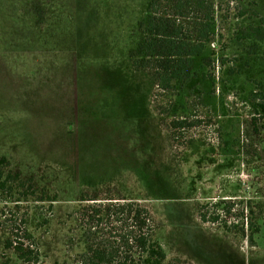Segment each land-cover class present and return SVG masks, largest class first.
Returning <instances> with one entry per match:
<instances>
[{"label":"rangeland","instance_id":"obj_1","mask_svg":"<svg viewBox=\"0 0 264 264\" xmlns=\"http://www.w3.org/2000/svg\"><path fill=\"white\" fill-rule=\"evenodd\" d=\"M198 1L0 0V264L138 261L112 199L149 211L165 264H264V0ZM149 14L205 46L192 88L134 67Z\"/></svg>","mask_w":264,"mask_h":264},{"label":"trees","instance_id":"obj_2","mask_svg":"<svg viewBox=\"0 0 264 264\" xmlns=\"http://www.w3.org/2000/svg\"><path fill=\"white\" fill-rule=\"evenodd\" d=\"M177 10L179 12L184 10L186 4H190L193 0H176ZM205 2L198 1L199 4ZM264 22V21H263ZM147 27L150 30V38H141L143 29ZM137 41L131 55L134 60V67L142 69L148 66H153L156 70V82L158 88L163 91H171L177 87H186L188 89L193 87L196 72L194 69V62L202 59L205 53V46L203 43L193 45L181 38V29L172 23L168 17H158L150 15L138 21L137 23ZM257 37L260 41L264 40V25L261 28L255 29ZM205 33V29L201 35ZM261 97V96H260ZM264 113V105H260ZM256 122V120H254ZM186 121H177L173 124L175 129L184 128ZM61 150V149H60ZM60 157L64 160V152ZM7 163V158L0 159V166ZM12 173L5 176L4 171L0 167V190H5L10 187L13 178ZM90 197H81L79 201H96L97 199H89ZM120 199H112L115 205L108 207L106 212H115L113 217L114 224L118 227L126 220L131 221V230L125 233L123 237L122 246L125 248V253H132L137 250L140 258L135 260H121L117 255L120 253V247L113 251L108 246H98L94 248L92 245L88 246L87 251L82 256L87 258L90 264H165L167 255L161 243L154 238V230L151 226V216L147 209L140 207L132 208L131 205H119ZM118 202V203H117ZM97 212V211H95ZM128 213V218L123 219L121 215ZM111 217V216H110ZM253 235L260 233V228L255 229ZM115 236V237H116ZM121 244V243H119ZM17 254L20 259L25 260V251L21 247H17Z\"/></svg>","mask_w":264,"mask_h":264}]
</instances>
